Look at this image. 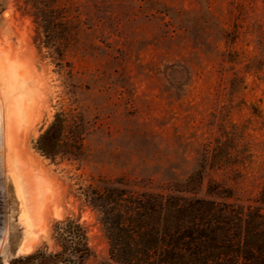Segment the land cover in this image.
<instances>
[{
	"label": "rangeland",
	"instance_id": "rangeland-1",
	"mask_svg": "<svg viewBox=\"0 0 264 264\" xmlns=\"http://www.w3.org/2000/svg\"><path fill=\"white\" fill-rule=\"evenodd\" d=\"M0 53V264L55 254L68 220L86 233L83 264H114L85 194L118 178L165 193L200 170L199 197L264 212V0H0ZM58 113L51 161L36 144ZM8 168L36 187L25 253Z\"/></svg>",
	"mask_w": 264,
	"mask_h": 264
},
{
	"label": "trees",
	"instance_id": "trees-1",
	"mask_svg": "<svg viewBox=\"0 0 264 264\" xmlns=\"http://www.w3.org/2000/svg\"><path fill=\"white\" fill-rule=\"evenodd\" d=\"M62 113L38 138L36 149L53 161L61 152ZM203 175L195 170L165 193L136 192L118 178L90 187L85 197L100 214L114 264H264V212L198 196ZM264 196V192L261 193ZM264 205V197L260 200ZM60 246L10 264H83L90 255L84 229L68 220L56 226Z\"/></svg>",
	"mask_w": 264,
	"mask_h": 264
},
{
	"label": "bare ground",
	"instance_id": "bare-ground-1",
	"mask_svg": "<svg viewBox=\"0 0 264 264\" xmlns=\"http://www.w3.org/2000/svg\"><path fill=\"white\" fill-rule=\"evenodd\" d=\"M6 52V51H5ZM1 54V53H0ZM20 62V61H19ZM11 63V62H10ZM1 64V63H0ZM8 65V64H7ZM11 65V64H10ZM6 66V65H5ZM5 66H4V69H5ZM7 68H9V67H7ZM7 70V69H6ZM11 70V67L9 68V71ZM4 74H5V72H4ZM14 74H16V73H14ZM8 75V74H7ZM13 75V74H12ZM9 76V75H8ZM4 77V76H3ZM2 75L0 74V83H1V85H2V83H3V81H2ZM10 77V76H9ZM23 78V77H22ZM27 78V77H26ZM25 78V79H26ZM9 79V78H8ZM13 79H14V77H13ZM24 79V78H23ZM26 81H27V79H26ZM25 82V81H24ZM14 85V84H13ZM16 85V84H15ZM4 86H6V84H4ZM21 88V87H20ZM29 88V87H28ZM1 89H3V88H1ZM5 89H9L8 87L7 88H5L4 87V92L5 91H7V90H5ZM11 89V88H10ZM25 89V88H24ZM23 89V90H24ZM22 90V91H23ZM26 90V89H25ZM28 90V89H27ZM17 91V90H16ZM29 91H31L30 89H29ZM9 92V91H8ZM11 93H12V90L10 91ZM14 92V91H13ZM19 93H21L20 91H19ZM18 93V94H19ZM27 93H29V92H27ZM33 93V92H32ZM1 94V93H0ZM12 94H14V93H12ZM26 94V93H25ZM14 95H16V93L14 94ZM32 95V94H31ZM18 96H22V95H18ZM28 96H30V94L28 95ZM13 97H15L16 98V96H13ZM13 97H10V99H13ZM24 97V96H23ZM14 98V100H12L14 103H15V101H16V99ZM31 98V100H32V97H30ZM19 99L20 98H18V101H19ZM28 99V98H27ZM30 100V101H31ZM11 101V102H12ZM11 102H9V104L11 103ZM12 102V103H13ZM21 102V101H20ZM11 103V104H12ZM31 103V102H30ZM16 105H15V107L13 106V104H12V106L15 108V112L13 113V115H16L15 113H16V107L18 106L17 105V103H15ZM25 106V108H24V110H26V108L28 107V105L26 106V104H24ZM21 106V105H20ZM31 106H32V103H31ZM23 107V106H22ZM22 107L20 108V109H22ZM18 108V107H17ZM28 109V108H27ZM6 110H7V107H6ZM12 110V109H11ZM7 112V111H6ZM12 112V111H11ZM18 112H19V110H18ZM17 112V113H18ZM21 112H23L22 114H23V116L24 115H26V117H27V114H26V111H23V109H22V111L20 110V113H18V114H21ZM25 113V114H24ZM6 115V114H5ZM9 115V114H8ZM7 116V115H6ZM16 116H20V117H18L19 119H22L23 117L21 116V115H16ZM12 118H13V116H11ZM25 118V117H24ZM28 118V117H27ZM2 119V118H1ZM27 121V120H26ZM8 122V121H7ZM10 122V121H9ZM32 122V121H31ZM11 123V122H10ZM24 123V122H23ZM14 124V123H13ZM13 124L11 123L10 125H12L13 126ZM17 124V123H16ZM15 124V125H16ZM22 124V123H21ZM25 125V124H24ZM29 125V124H28ZM23 126V125H22ZM9 128V127H8ZM17 128V127H16ZM16 128H14L15 130H16ZM21 128H19V130H20ZM8 130V129H7ZM13 131L14 132V134H16V131ZM13 132L11 133V134H13ZM6 133V132H5ZM17 133H18V131H17ZM8 145V144H7ZM7 147V146H6ZM12 155V154H11ZM12 157V156H11ZM6 161V160H5ZM5 166H6V163H5ZM7 166L8 167H10V165H9V162H8V159H7ZM7 168V167H6ZM9 169V168H8ZM22 171V170H21ZM31 171H33L32 169H31ZM23 172H25V171H23ZM7 175H8V179H9V181H10V183H11V185H12V187H13V194H14V197H15V199H16V201L18 202V205H19V209H20V216H19V222H20V225L23 227V236H22V238H21V244H20V248H19V250L21 251V252H29L31 249H33L34 248V246H35V244H36V241H35V239L37 240V238L34 236L35 234H34V226L36 225V222L34 223V219H35V217H34V208H33V204H32V202H33V199H31L30 198V193H29V191H27L28 190V188H30V191H31V188L33 189V186L32 187H29L28 186V188L26 187L25 188V186L28 184H26L25 186H24V184H23V181H22V178H21V176H20V174H18L17 172H15V171H13V170H10L9 169V171L6 173ZM41 175V174H40ZM31 176V175H30ZM29 177V176H28ZM29 178H31V177H29ZM39 179V178H38ZM44 179V178H43ZM42 179V180H43ZM28 181V180H27ZM34 181V178H33V180L31 181V182H33ZM29 182V181H28ZM36 182V181H35ZM26 183V182H25ZM39 184H42V183H40L39 181H38V183H37V186L39 185ZM29 185H30V183H29ZM34 185V184H33ZM35 186H36V183H35ZM34 186V187H35ZM36 188V187H35ZM34 188V189H35ZM33 189V190H34ZM32 190V191H33ZM31 191V192H32ZM45 193L47 194V196H48V194H49V192L47 193L46 192V190H45ZM44 193V194H45ZM45 194V195H46ZM44 195V196H45ZM50 195H51V192H50ZM33 197H35L34 195H33ZM41 197H43V196H41L40 194L38 195V196H36L35 197V199H37V200H39L40 201V199H41ZM40 198V199H39ZM50 197H48V199H49ZM43 200L45 199V197L44 198H42ZM47 199V198H46ZM46 199H45V201H46ZM52 199H53V197H52ZM39 201H38V203H39ZM48 201V200H47ZM47 201H46V203H47ZM50 201V200H49ZM53 203H54V201H52ZM52 203V204H53ZM40 204H42V200L40 201ZM51 204V205H52ZM46 206H48L47 204H46ZM51 207V206H50ZM39 208V207H38ZM46 209V208H45ZM36 215H38V214H36ZM59 217H60V214L58 215ZM38 220H40V219H38ZM35 221H37V219H35ZM36 229V228H35ZM37 231V230H36Z\"/></svg>",
	"mask_w": 264,
	"mask_h": 264
}]
</instances>
